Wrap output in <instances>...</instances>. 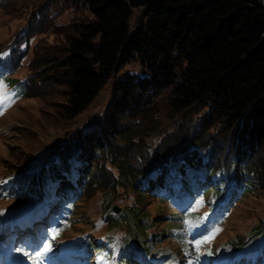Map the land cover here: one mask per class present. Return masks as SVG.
<instances>
[{
	"label": "trees",
	"instance_id": "1",
	"mask_svg": "<svg viewBox=\"0 0 264 264\" xmlns=\"http://www.w3.org/2000/svg\"><path fill=\"white\" fill-rule=\"evenodd\" d=\"M0 8H34L17 45L30 46L45 29L56 36L16 94L46 99L58 88L62 99L51 109L70 124L114 83L99 133H91V123L72 141L63 168L74 165L77 178L60 168L53 175L55 183L71 184L70 205L94 189L121 186L122 171L116 177L102 163L121 141L140 160L147 149L142 173L126 175L142 198L170 200L188 212L211 188L223 198L232 187V207L264 193V0H0ZM65 11L68 21L59 24ZM28 49L0 60V80L21 68ZM114 120L123 125L115 128ZM164 121L173 125L166 133ZM142 138L158 141L142 147ZM24 184L20 196L33 197ZM217 212L210 224L224 216ZM132 252L127 244L128 264H135ZM140 264H151L147 255Z\"/></svg>",
	"mask_w": 264,
	"mask_h": 264
},
{
	"label": "rangeland",
	"instance_id": "2",
	"mask_svg": "<svg viewBox=\"0 0 264 264\" xmlns=\"http://www.w3.org/2000/svg\"><path fill=\"white\" fill-rule=\"evenodd\" d=\"M33 11L28 8L26 12L11 14L0 8V60L17 50L19 55L29 47L21 68L0 80L7 93V99L0 104V264H126L122 258L126 244L132 248L131 259L136 264L141 263L143 255L151 264H225L233 259L232 264H264V193L246 195L232 207V187L223 198L213 194L215 190L211 188V193L198 199L188 213L170 200L142 198L132 188L134 180L126 175L132 171L142 173L146 148L140 149L144 154L140 160L132 147L128 149V143L121 141V148L102 161L116 177L122 171L121 186L94 189L79 199L76 208L60 200L63 195L57 193L58 189L67 191L71 184L55 185L53 175H58L56 170L60 168L61 175L69 173L71 180L77 178L74 165L68 164L69 171L63 168L67 161L71 163L68 155L72 141L91 123H95L88 128L91 133H99L114 83L70 124H64L65 119L51 109L62 99L58 88H49L46 99L16 94L21 82L37 71L40 58L50 52L44 47L56 43L53 30L45 29L46 33L36 35L30 46L17 45L28 29ZM67 12L62 13L59 24L68 21ZM114 121L115 128L123 125ZM170 126L173 125L164 121V133ZM138 141L142 147L153 148L158 138ZM21 181H25L24 192L35 191L31 192L34 200L16 195ZM215 212L224 216L210 225L207 220ZM216 229L219 232L197 251L195 241L212 236ZM44 243H50L52 251L38 256ZM224 249L231 255L226 261L221 259Z\"/></svg>",
	"mask_w": 264,
	"mask_h": 264
},
{
	"label": "snow or ice",
	"instance_id": "3",
	"mask_svg": "<svg viewBox=\"0 0 264 264\" xmlns=\"http://www.w3.org/2000/svg\"><path fill=\"white\" fill-rule=\"evenodd\" d=\"M6 99H7V93L4 91L3 87L0 86V104L4 103ZM218 232H219V229H216V231L212 234V236H206L203 239L196 240L195 241L196 250L199 251L202 245L209 243L211 241V239L214 237V235ZM51 251H52L51 244L50 243H44L42 245V251H38L37 255L38 256H44L48 252H51Z\"/></svg>",
	"mask_w": 264,
	"mask_h": 264
},
{
	"label": "bare ground",
	"instance_id": "4",
	"mask_svg": "<svg viewBox=\"0 0 264 264\" xmlns=\"http://www.w3.org/2000/svg\"><path fill=\"white\" fill-rule=\"evenodd\" d=\"M230 258H231V255L228 254V253H226V252H225V249H224V252H223V254H222V256H221L222 261H226V260H228V259H230ZM232 258H233V257H232Z\"/></svg>",
	"mask_w": 264,
	"mask_h": 264
}]
</instances>
